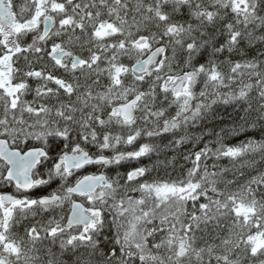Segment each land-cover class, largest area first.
Returning <instances> with one entry per match:
<instances>
[{
  "label": "snow or ice",
  "instance_id": "6c2138e0",
  "mask_svg": "<svg viewBox=\"0 0 264 264\" xmlns=\"http://www.w3.org/2000/svg\"><path fill=\"white\" fill-rule=\"evenodd\" d=\"M0 264H264V0H0Z\"/></svg>",
  "mask_w": 264,
  "mask_h": 264
},
{
  "label": "trees",
  "instance_id": "16d2710c",
  "mask_svg": "<svg viewBox=\"0 0 264 264\" xmlns=\"http://www.w3.org/2000/svg\"><path fill=\"white\" fill-rule=\"evenodd\" d=\"M90 171L93 170V169H89Z\"/></svg>",
  "mask_w": 264,
  "mask_h": 264
}]
</instances>
